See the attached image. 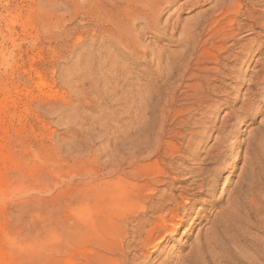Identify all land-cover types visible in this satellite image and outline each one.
Instances as JSON below:
<instances>
[{
    "label": "rangeland",
    "instance_id": "rangeland-1",
    "mask_svg": "<svg viewBox=\"0 0 264 264\" xmlns=\"http://www.w3.org/2000/svg\"><path fill=\"white\" fill-rule=\"evenodd\" d=\"M212 3L165 9L158 26L163 34H141L144 57H152L151 51L161 54L157 65L153 59L139 64L142 57L127 56L129 50L115 42L116 9L109 0H0V264H93L99 252L118 253L121 242L132 240L134 223L148 214L139 206L131 210L123 197L115 209L111 194L112 186L126 179L124 143L137 132L138 109L128 102L140 83L141 87L164 83L168 62L182 48L183 28L193 25ZM166 17L169 23L163 32ZM238 19L242 25L238 41L264 47V30H247L249 20ZM213 26L211 21L201 30L200 42L211 36L208 27ZM141 27L135 24L136 29ZM196 48L194 57L201 60L202 46ZM262 59L263 54L254 53L247 65L235 63L232 68L241 69L244 78L239 79L246 82L251 69L259 68L255 60ZM231 82L225 79L221 90ZM224 98L213 96L219 109L207 114L206 129L227 110ZM258 107L252 120L248 115L231 128L233 139H244L257 129L264 113V89ZM150 123L147 129L157 131ZM214 135L206 139L205 148ZM235 152L233 168L207 195L194 203L190 200L178 234L167 237L140 264H170L188 251L198 229L203 232L218 209L208 195L224 198L235 184L243 147ZM244 170L257 207L250 208L251 199H246L237 238L227 243L219 264H264V160H251ZM127 218L132 221L123 225ZM124 252L132 256L126 248Z\"/></svg>",
    "mask_w": 264,
    "mask_h": 264
},
{
    "label": "bare ground",
    "instance_id": "bare-ground-1",
    "mask_svg": "<svg viewBox=\"0 0 264 264\" xmlns=\"http://www.w3.org/2000/svg\"><path fill=\"white\" fill-rule=\"evenodd\" d=\"M204 1L109 0L111 8L116 9L112 19L117 29L114 30L117 33L112 31L116 34L115 42L129 50L127 56L136 55L137 59L142 57L141 61H136L139 64H147L153 59L158 65L161 54L151 51L152 57H144L146 49L140 44L141 34L146 31L163 34L158 26L165 9L175 6V9L180 10L187 5L196 7ZM212 1V5L202 11L193 25L183 28L180 34L183 36L180 42L182 48L179 55L168 62L164 83L157 85L150 82L144 87L140 83L136 94L128 102L129 107L135 105L138 109L135 116L139 121L135 136L129 137L124 143L127 155L123 159L128 168L122 170V176L126 179L121 178L115 187L112 186L111 194L117 201L112 205L117 209V199L123 197L131 210L139 206L148 216L134 223L132 240L121 242L118 253L99 252L93 264L142 263L148 252L158 249L167 237L178 234L186 221L187 210L191 209L190 200L194 203L200 195H207L208 189L215 187L228 168H233L231 158L236 155L235 148L243 147V165L234 186L225 193L224 198L208 195L212 206L218 209L207 220L209 225L204 231L198 229L194 240L188 245V251L170 264H219L226 254L227 243L237 238L239 215L245 214L246 199L249 200L255 192L251 190L253 185L250 177H245V165L254 159L264 160V113L257 129L252 131L254 133L244 139H233L235 131L231 128L238 126L248 115H251L249 118L252 120L258 114L260 92L264 89V59L255 60L259 68L251 69L252 73L246 82L242 80V70H235L232 66L235 63L247 65L254 53L264 56V47L257 43L253 45V42L240 43L236 38L242 28L239 16L249 20L250 23L245 25L247 30H264V7H256L261 4L264 6V0ZM211 21H214V26L208 27V31L213 30L209 37L211 40L203 37L205 39L200 42L201 30ZM127 22L130 25H126ZM137 23H141L142 27L136 29ZM168 23L169 18L166 17L163 20V32H166ZM198 45L202 46L201 60L194 57ZM141 75L144 77V73ZM225 79H231L232 82L227 85L228 89L221 90ZM238 79L241 80V86L238 85ZM129 91L132 92L133 88ZM218 94L226 97L223 106L227 110L206 129L204 124L208 119L207 114L219 109L213 100V96ZM238 100L239 105L236 107ZM149 123L153 127L157 126L158 130H148ZM213 133V142L205 148L206 139L212 137ZM201 146L205 148L203 156L199 152ZM146 160L151 161L146 163ZM213 181L215 183L211 184ZM250 199V208L254 209L257 200ZM147 201L152 203L146 205ZM221 202L223 204L220 205ZM131 221L127 218L123 225ZM125 248L132 252L131 257L124 252Z\"/></svg>",
    "mask_w": 264,
    "mask_h": 264
}]
</instances>
